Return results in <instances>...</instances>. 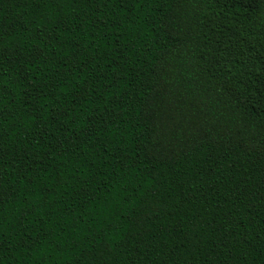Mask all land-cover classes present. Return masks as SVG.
Listing matches in <instances>:
<instances>
[{"label": "trees", "instance_id": "16d2710c", "mask_svg": "<svg viewBox=\"0 0 264 264\" xmlns=\"http://www.w3.org/2000/svg\"><path fill=\"white\" fill-rule=\"evenodd\" d=\"M0 264H264V0H0Z\"/></svg>", "mask_w": 264, "mask_h": 264}]
</instances>
